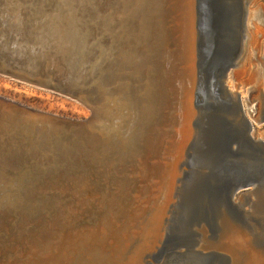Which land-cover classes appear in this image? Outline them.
<instances>
[{"label":"water","instance_id":"95a60500","mask_svg":"<svg viewBox=\"0 0 264 264\" xmlns=\"http://www.w3.org/2000/svg\"><path fill=\"white\" fill-rule=\"evenodd\" d=\"M167 1L0 0V74L74 99L90 112L72 120L0 96V179L9 197L2 210L19 215L15 222L32 246L58 235L65 204L75 211L79 201L100 208L109 184L128 183L134 193L150 188L153 168L164 158L159 147L151 157V132L157 126L164 132L183 93L176 94L185 67L168 10L175 6ZM192 31V128L199 139L201 98L208 92L219 100L221 84L216 70L204 89L194 18ZM126 194L108 191V202L121 205ZM85 260L103 264V258Z\"/></svg>","mask_w":264,"mask_h":264},{"label":"rangeland","instance_id":"374dc122","mask_svg":"<svg viewBox=\"0 0 264 264\" xmlns=\"http://www.w3.org/2000/svg\"><path fill=\"white\" fill-rule=\"evenodd\" d=\"M192 1L200 27L204 89L211 73L219 70L220 99L208 92L201 98L204 132L184 160L189 135L182 142L176 174L170 178L172 186L179 166L184 168L179 196L158 233L157 247L149 258L144 248L136 259L139 264H240L239 253L218 246L225 222L264 257V0ZM247 52L244 68H235ZM0 96L72 120L90 116L74 99L1 74ZM193 119L190 116L187 131ZM153 184L149 194L156 199L161 185ZM171 186L164 215L172 204ZM133 196L138 201L139 194Z\"/></svg>","mask_w":264,"mask_h":264},{"label":"bare ground","instance_id":"6f19581e","mask_svg":"<svg viewBox=\"0 0 264 264\" xmlns=\"http://www.w3.org/2000/svg\"><path fill=\"white\" fill-rule=\"evenodd\" d=\"M167 2L169 3V0ZM171 2L175 6L168 9L173 14L171 21L174 22L172 26L176 29L173 37L177 38L175 41L181 45L183 52L181 51L180 59L183 66H186L182 74L178 75L179 80L182 81H180L178 91L176 90L177 95L179 92L183 93L180 95L179 103H176L170 114L167 115L166 129L163 132L157 126L158 129L155 128L154 132H151L152 147L154 148L151 157L155 155V150L158 147L162 149L160 152L164 157L160 163L155 165L151 174L153 185L156 187L161 185V190L157 191V198H151L149 194L151 190L148 188L146 191L138 193L139 199L136 201L132 185L127 183V187H125L121 182L109 184L105 187V195L97 201L96 205L100 208L94 207L89 201H79V208L75 211L73 203L65 204L63 223L61 221L57 226L56 233L58 235L52 242L39 247L32 246L27 241L28 237L23 231L22 223L15 222L19 215L14 217L13 214L2 210L9 197L8 189L2 186L4 181L0 179V264H86L85 258H88L89 261L92 257L95 262L103 258V264H139L136 261L139 254L144 253L147 249V258H149L153 249L157 247L158 233L162 232L165 227L169 213L176 204L180 192V178L184 168L179 166L175 184L172 186L170 178L176 174L175 166L179 160L181 147H183L182 142L186 135H189L191 138L189 146L187 144L182 150L181 159L184 160L198 138L191 127L192 123L191 131L189 129L187 131L190 116H194V119L196 116L192 97L195 74L193 64L195 38L192 29L195 8L192 0H172ZM159 22L163 25L161 20ZM154 33L158 35L156 30ZM248 52L244 59L243 55V61L241 60V63L237 64L235 68L240 70L244 68L246 58L250 54ZM225 79L227 80V77ZM171 154L176 155L172 157ZM139 168H142V164ZM170 186L174 189V194L171 195L172 204L164 215L165 204L169 202L166 191L170 189ZM121 190H126V197L129 198L125 197L127 199L125 203L113 206L108 202L107 192L115 191L118 194ZM143 199L144 202L141 203L140 201ZM150 205L151 207H149ZM77 213H79V217H77ZM223 226L224 231L218 244L219 248L234 252L235 255L239 253L240 264H264V257L249 248L248 239L242 232L228 222H225ZM88 264H92V262H88Z\"/></svg>","mask_w":264,"mask_h":264}]
</instances>
